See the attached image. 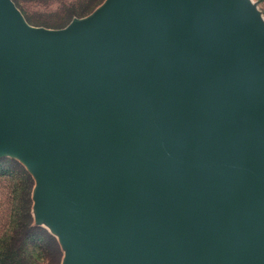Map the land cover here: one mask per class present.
<instances>
[{
	"label": "water",
	"instance_id": "water-1",
	"mask_svg": "<svg viewBox=\"0 0 264 264\" xmlns=\"http://www.w3.org/2000/svg\"><path fill=\"white\" fill-rule=\"evenodd\" d=\"M61 264H264V14L104 0L34 25L0 0V158Z\"/></svg>",
	"mask_w": 264,
	"mask_h": 264
},
{
	"label": "rangeland",
	"instance_id": "rangeland-1",
	"mask_svg": "<svg viewBox=\"0 0 264 264\" xmlns=\"http://www.w3.org/2000/svg\"><path fill=\"white\" fill-rule=\"evenodd\" d=\"M14 1L22 10L30 23L51 28H61L68 25L75 16L80 17L89 14L104 0ZM254 1L258 3L259 8L264 14V0ZM3 158L13 159L10 157ZM21 165L23 166V164ZM23 167L25 168V166ZM27 173L28 176H25L20 171L8 173L4 172V170H0V233L2 232L3 228L7 226V221L11 217L12 212L18 209V207L22 209L29 207L31 208L32 213V192L35 185V180L28 171ZM51 235L55 238V240L53 241L48 252L46 253L44 251L45 258L44 254L39 248L41 244L38 242V240L34 239L35 241L31 243L30 249H36L39 254L37 257L43 264H61L64 252L59 244L58 239L53 234ZM35 245L38 246L35 248Z\"/></svg>",
	"mask_w": 264,
	"mask_h": 264
},
{
	"label": "trees",
	"instance_id": "trees-1",
	"mask_svg": "<svg viewBox=\"0 0 264 264\" xmlns=\"http://www.w3.org/2000/svg\"><path fill=\"white\" fill-rule=\"evenodd\" d=\"M0 170L8 173L20 171L28 176L27 170L17 160L9 158L0 159ZM34 239L41 244L39 248L45 258V252H48L55 238L48 229L34 224L31 208L18 207L0 233V264H43L37 257L36 249H30Z\"/></svg>",
	"mask_w": 264,
	"mask_h": 264
}]
</instances>
